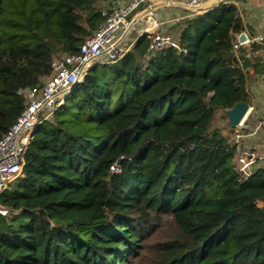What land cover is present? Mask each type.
Instances as JSON below:
<instances>
[{"label":"trees","instance_id":"trees-1","mask_svg":"<svg viewBox=\"0 0 264 264\" xmlns=\"http://www.w3.org/2000/svg\"><path fill=\"white\" fill-rule=\"evenodd\" d=\"M112 1L0 0V137L21 90L77 52ZM185 20L178 47L150 52L139 35L39 126L0 196V264H264V167L237 172L214 125L248 102L251 55L233 51L243 22L234 3Z\"/></svg>","mask_w":264,"mask_h":264},{"label":"built area","instance_id":"built-area-1","mask_svg":"<svg viewBox=\"0 0 264 264\" xmlns=\"http://www.w3.org/2000/svg\"><path fill=\"white\" fill-rule=\"evenodd\" d=\"M232 2L242 9L237 1ZM222 3H231V0L106 2L107 10L102 9L103 21L84 40L78 51L55 56L51 62V73L44 76L38 85L21 90L24 108L12 126L0 137V196L12 181L23 174L26 152L36 130L54 117L75 85L87 77L90 69L98 64H111L121 60L139 35H146L151 39L150 52L168 45L178 47L177 40L164 31L165 25L211 9H219ZM141 24L138 34L133 36L136 26ZM149 27L154 29L150 36L147 32ZM242 33L245 39L241 41ZM242 33L233 41V51L240 64L242 49H249L255 43L264 45V28L256 33ZM250 109L249 106L246 115L237 125L233 127L230 123L229 142L236 147L233 166L244 177L264 167V116L252 120L248 117ZM111 171L118 173L121 166L114 163ZM256 204L264 210V198L258 199ZM9 213L8 208L0 205V214Z\"/></svg>","mask_w":264,"mask_h":264},{"label":"rangeland","instance_id":"rangeland-1","mask_svg":"<svg viewBox=\"0 0 264 264\" xmlns=\"http://www.w3.org/2000/svg\"><path fill=\"white\" fill-rule=\"evenodd\" d=\"M256 7L260 5L263 1L258 0H252ZM264 4V2H263ZM99 7L101 9L106 8V4L103 2L98 3ZM107 10V8H106ZM262 11L261 14L256 12L255 16H252V14L243 11L245 20L248 21L249 29L256 33L260 28H264V11ZM185 19L178 21L177 23H172L170 25H165L166 33L171 34L175 40H177L180 26L185 23ZM178 24V25H177ZM142 27L141 25L136 26L135 30L133 32V36H136L139 32V29ZM257 44V43H255ZM259 45L257 48L254 47V45L251 46V48L244 50L245 53H249L251 55V65H249L247 68H245V73L247 76V92H248V102L254 103L255 109H260L262 111V103H264V45ZM253 49V50H252ZM243 50L240 51V53H244ZM256 69H259L260 71H256ZM259 111V112H260ZM229 119L226 117L225 110H218L216 112V118L214 121V125L218 126L220 128H224L225 135L229 138L230 136V130L231 126H229ZM169 230V229H168ZM150 243V241H149ZM152 243L147 245V249L152 247ZM144 261V260H143ZM141 260L136 264H141Z\"/></svg>","mask_w":264,"mask_h":264},{"label":"crops","instance_id":"crops-1","mask_svg":"<svg viewBox=\"0 0 264 264\" xmlns=\"http://www.w3.org/2000/svg\"><path fill=\"white\" fill-rule=\"evenodd\" d=\"M232 1H234V0H231V3H233ZM235 1H237L239 3V5L241 6V8H242V9H239L238 5L235 4L237 6V8H238V11H239V14H240V17L242 19L243 26H244L243 30L239 34H241L243 31H247L249 33L252 32L249 29L248 21L245 20L243 11H246V12L252 14V16H255L256 12L261 14L262 11H259V10L263 9V11H264V4H263L264 0H258L260 2L261 1H263V2H261L260 5L257 6V7H256L255 3L252 0H235ZM151 30H153L152 27H150V31ZM263 78H264V75H263ZM247 103L251 107L248 117H250L252 120H255V119L259 118V117L264 116V103H262V105H263L262 109H261L262 111H260V109H259L260 112L258 111V109H255L254 103H250V102H247Z\"/></svg>","mask_w":264,"mask_h":264},{"label":"water","instance_id":"water-1","mask_svg":"<svg viewBox=\"0 0 264 264\" xmlns=\"http://www.w3.org/2000/svg\"><path fill=\"white\" fill-rule=\"evenodd\" d=\"M245 35L242 33L240 35V40H244ZM78 83L75 85V87ZM249 108V104L245 101H240L236 103L231 109L227 110L226 115L228 116L231 125L234 127L237 125L246 115Z\"/></svg>","mask_w":264,"mask_h":264},{"label":"bare ground","instance_id":"bare-ground-1","mask_svg":"<svg viewBox=\"0 0 264 264\" xmlns=\"http://www.w3.org/2000/svg\"><path fill=\"white\" fill-rule=\"evenodd\" d=\"M152 29H153V27H152ZM153 30L150 31V27L148 28L147 32H148L149 36L152 34Z\"/></svg>","mask_w":264,"mask_h":264}]
</instances>
